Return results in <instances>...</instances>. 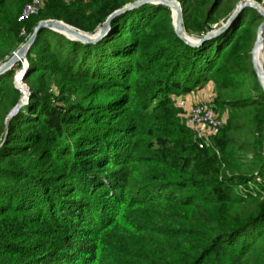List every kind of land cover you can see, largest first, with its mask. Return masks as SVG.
Returning a JSON list of instances; mask_svg holds the SVG:
<instances>
[{
  "label": "trees",
  "instance_id": "16d2710c",
  "mask_svg": "<svg viewBox=\"0 0 264 264\" xmlns=\"http://www.w3.org/2000/svg\"><path fill=\"white\" fill-rule=\"evenodd\" d=\"M28 1L0 0V64L41 21L94 33L136 0H46L18 22ZM176 1L201 37L241 0ZM262 21L246 8L198 47L149 4L96 44L40 31L28 103L8 128L21 63L0 75V264H264V91L251 62ZM209 83L222 127L200 149L173 98Z\"/></svg>",
  "mask_w": 264,
  "mask_h": 264
},
{
  "label": "water",
  "instance_id": "95a60500",
  "mask_svg": "<svg viewBox=\"0 0 264 264\" xmlns=\"http://www.w3.org/2000/svg\"><path fill=\"white\" fill-rule=\"evenodd\" d=\"M156 5V6H164L171 11L172 14V23L175 29L177 36L182 39L186 44L192 47H198L203 44L205 41L211 40L212 38L220 35L225 30L229 28L231 23L238 17V15L246 8H250L255 10L263 19L262 23L259 25L256 33V41L254 43L253 49L251 51V62L253 65V71L256 75L257 81L264 91V11L259 7V5L253 0H242L240 1L232 13L229 15L228 19L222 23L219 27L216 25H212V30L201 37H197L194 35H188L185 31L183 18H182V7L179 2L175 0H136L132 3H129L111 13L104 23L99 26L94 33H86L81 30H78L72 26L65 24L62 21L56 20H46L41 21L37 24L35 29L33 30L32 35L27 39V41L21 45L15 52L12 53V56L8 58L5 62L0 64V75L6 73L11 70L16 64L21 63V71L20 73L16 72L14 76V84L17 89L23 92V87L20 83L23 80L25 72L28 68V63L26 60L27 54L32 47L38 33L44 29H48L59 33L65 36L67 39L80 42L82 44H96L101 39H103L110 31L111 22L118 16L137 9L143 5ZM261 53V60H260ZM20 74V81L18 80ZM24 87H28L23 83ZM30 92L28 90V95L22 96L16 106L10 111L7 119H6V128H8L10 120L22 109L27 103ZM263 156H264V146H263Z\"/></svg>",
  "mask_w": 264,
  "mask_h": 264
},
{
  "label": "built area",
  "instance_id": "2783aa9c",
  "mask_svg": "<svg viewBox=\"0 0 264 264\" xmlns=\"http://www.w3.org/2000/svg\"><path fill=\"white\" fill-rule=\"evenodd\" d=\"M45 2L46 0H29L26 2L18 16V22H24L36 16L41 11ZM256 3L264 11V0ZM21 34H24L23 29L21 30ZM175 102L184 111L186 124L194 131L198 147L200 149L211 148L212 139L222 127V121L216 116L211 106L207 103L188 105L182 97H175Z\"/></svg>",
  "mask_w": 264,
  "mask_h": 264
},
{
  "label": "crops",
  "instance_id": "0c3cea01",
  "mask_svg": "<svg viewBox=\"0 0 264 264\" xmlns=\"http://www.w3.org/2000/svg\"><path fill=\"white\" fill-rule=\"evenodd\" d=\"M204 89H206L208 96L210 95V99L209 97L206 96L204 91L200 90V91L192 92L185 96V99H187L188 105H192L196 103H208L209 101H211V98L214 96L212 84L210 83L207 84L202 90Z\"/></svg>",
  "mask_w": 264,
  "mask_h": 264
},
{
  "label": "rangeland",
  "instance_id": "374dc122",
  "mask_svg": "<svg viewBox=\"0 0 264 264\" xmlns=\"http://www.w3.org/2000/svg\"><path fill=\"white\" fill-rule=\"evenodd\" d=\"M242 1V0H241ZM254 1V0H253ZM226 3H227V0L226 1H224L222 4H221V9L223 8H225L224 6L226 5ZM222 22V21H221ZM17 71L16 72H18V73H20V71H21V69H16ZM22 83H21V86H23L22 84H23V81H21ZM26 88V87H25ZM27 89V88H26ZM201 91H204V93L206 94V96L207 97H209V99H210V95L208 96V93H207V91H206V89H204V90H201ZM24 92V91H23ZM212 97V96H211ZM186 102H187V99H185V96H183L182 97ZM174 100H175V97L173 98ZM188 103V102H187ZM175 107L180 111V114H179V116L181 117V119H185V113H184V111L182 110V109H180L178 106H177V104H176V102H175ZM226 114H224V116H225Z\"/></svg>",
  "mask_w": 264,
  "mask_h": 264
},
{
  "label": "bare ground",
  "instance_id": "6f19581e",
  "mask_svg": "<svg viewBox=\"0 0 264 264\" xmlns=\"http://www.w3.org/2000/svg\"><path fill=\"white\" fill-rule=\"evenodd\" d=\"M260 60H261V53H260ZM20 74H19V77H18V80L20 79ZM20 81V80H19ZM21 84V83H20ZM23 87V91H24V93H25V96H27L28 95V90L24 87V86H22ZM24 93H22V96H24Z\"/></svg>",
  "mask_w": 264,
  "mask_h": 264
}]
</instances>
